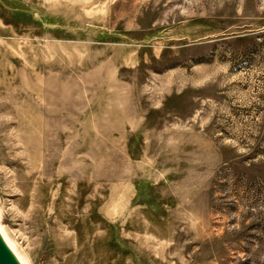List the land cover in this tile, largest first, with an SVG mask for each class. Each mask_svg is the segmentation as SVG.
<instances>
[{
    "label": "rangeland",
    "instance_id": "obj_1",
    "mask_svg": "<svg viewBox=\"0 0 264 264\" xmlns=\"http://www.w3.org/2000/svg\"><path fill=\"white\" fill-rule=\"evenodd\" d=\"M0 230L21 264H264V0H0Z\"/></svg>",
    "mask_w": 264,
    "mask_h": 264
},
{
    "label": "bare ground",
    "instance_id": "obj_2",
    "mask_svg": "<svg viewBox=\"0 0 264 264\" xmlns=\"http://www.w3.org/2000/svg\"><path fill=\"white\" fill-rule=\"evenodd\" d=\"M0 254L4 255L5 257H8L13 264H21L20 263L21 260L19 256L15 253V251L7 243L6 239L4 238L3 232L1 230H0ZM1 261L2 260L0 259V264H2Z\"/></svg>",
    "mask_w": 264,
    "mask_h": 264
},
{
    "label": "water",
    "instance_id": "obj_3",
    "mask_svg": "<svg viewBox=\"0 0 264 264\" xmlns=\"http://www.w3.org/2000/svg\"><path fill=\"white\" fill-rule=\"evenodd\" d=\"M4 257V256H3ZM2 257V254H0V259L2 260L1 262H2V264H5V260H4V258Z\"/></svg>",
    "mask_w": 264,
    "mask_h": 264
}]
</instances>
